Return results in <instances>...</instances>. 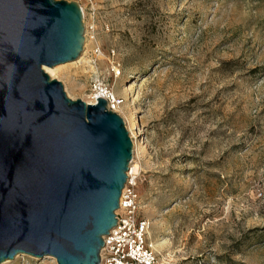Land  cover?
<instances>
[{
	"label": "rangeland",
	"instance_id": "1",
	"mask_svg": "<svg viewBox=\"0 0 264 264\" xmlns=\"http://www.w3.org/2000/svg\"><path fill=\"white\" fill-rule=\"evenodd\" d=\"M64 1L83 42L51 78L114 95L157 264H264V0Z\"/></svg>",
	"mask_w": 264,
	"mask_h": 264
},
{
	"label": "water",
	"instance_id": "2",
	"mask_svg": "<svg viewBox=\"0 0 264 264\" xmlns=\"http://www.w3.org/2000/svg\"><path fill=\"white\" fill-rule=\"evenodd\" d=\"M82 34L76 1L0 0V262L98 264L115 223L131 157L123 122L42 69L76 59Z\"/></svg>",
	"mask_w": 264,
	"mask_h": 264
},
{
	"label": "built area",
	"instance_id": "3",
	"mask_svg": "<svg viewBox=\"0 0 264 264\" xmlns=\"http://www.w3.org/2000/svg\"><path fill=\"white\" fill-rule=\"evenodd\" d=\"M95 90L109 99L110 94L103 86L98 84ZM107 109L113 111V102ZM113 213L115 223L102 236L98 264H157V256L147 239L149 221L138 213L134 179L127 174Z\"/></svg>",
	"mask_w": 264,
	"mask_h": 264
},
{
	"label": "bare ground",
	"instance_id": "4",
	"mask_svg": "<svg viewBox=\"0 0 264 264\" xmlns=\"http://www.w3.org/2000/svg\"><path fill=\"white\" fill-rule=\"evenodd\" d=\"M57 66L59 67V65H54V66H51V67L43 66L42 69L51 78L56 73L55 71H56V67ZM97 97H101V98L105 99L106 102H107V100L109 101L106 104L107 108H109L110 102H113V108H114V106H115L114 102L116 101V99H115V97H114V95L112 93L110 94L109 99H107V98H105V96L102 93H100L98 90H95V93L91 95L92 100L90 102H88V103H94ZM127 170H129L128 173L126 172L127 176L131 180L134 179L133 174H135V172H136V165L132 164V163H129ZM150 244H151L152 248H155L157 246L163 245L164 244V239L155 240V242H152ZM44 257H48V258H50L53 261V258L50 257V256H44Z\"/></svg>",
	"mask_w": 264,
	"mask_h": 264
}]
</instances>
